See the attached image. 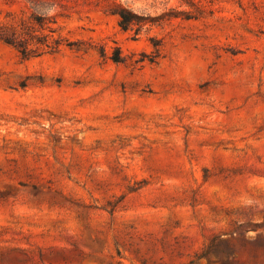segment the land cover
I'll return each mask as SVG.
<instances>
[{"label": "rangeland", "instance_id": "374dc122", "mask_svg": "<svg viewBox=\"0 0 264 264\" xmlns=\"http://www.w3.org/2000/svg\"><path fill=\"white\" fill-rule=\"evenodd\" d=\"M119 1L179 16L60 0L87 50L0 42V264H264V0Z\"/></svg>", "mask_w": 264, "mask_h": 264}, {"label": "trees", "instance_id": "16d2710c", "mask_svg": "<svg viewBox=\"0 0 264 264\" xmlns=\"http://www.w3.org/2000/svg\"><path fill=\"white\" fill-rule=\"evenodd\" d=\"M7 6L3 17L0 18V42L14 48L21 58H38L46 54L58 53L63 47L87 50L82 42L71 40L59 33V17L63 13L58 10L62 7L60 0H1ZM97 5L105 7V10L114 14L119 19V25L125 29H132L141 24H158L162 17L169 15L177 17L175 13H168L150 17L139 14L137 11L119 0H93ZM194 5L193 0H182ZM185 18H192L189 11L181 13ZM155 48L157 44L154 43ZM101 56H106L104 47H100ZM159 54H156V57ZM111 59L116 63L126 61L121 49L116 47ZM154 60H151L153 62ZM211 241L198 257L206 256L212 249Z\"/></svg>", "mask_w": 264, "mask_h": 264}]
</instances>
